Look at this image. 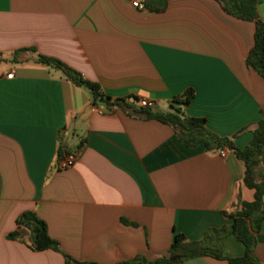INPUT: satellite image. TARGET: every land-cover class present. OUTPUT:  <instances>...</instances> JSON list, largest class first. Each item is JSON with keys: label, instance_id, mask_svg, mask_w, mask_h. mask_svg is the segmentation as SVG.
Listing matches in <instances>:
<instances>
[{"label": "crops", "instance_id": "obj_1", "mask_svg": "<svg viewBox=\"0 0 264 264\" xmlns=\"http://www.w3.org/2000/svg\"><path fill=\"white\" fill-rule=\"evenodd\" d=\"M132 1L144 0H0V264H64L63 255L153 261L167 256L176 234L199 242L232 223L223 213L238 198L252 201L244 164L229 150L185 148L169 125L93 105L86 90L37 63V55L59 60L112 100L135 99L136 109L147 100L169 112L192 90L181 113L244 149L264 108V81L245 65L254 24L214 0H167L158 13ZM257 14L264 21V0ZM19 50L34 52L14 57ZM72 152L74 164L58 168ZM25 212L45 223L61 253L32 250L25 228L23 241L7 237ZM220 248L226 258L244 253L233 235ZM254 256L264 264V221Z\"/></svg>", "mask_w": 264, "mask_h": 264}, {"label": "trees", "instance_id": "obj_2", "mask_svg": "<svg viewBox=\"0 0 264 264\" xmlns=\"http://www.w3.org/2000/svg\"><path fill=\"white\" fill-rule=\"evenodd\" d=\"M222 11L237 20L251 22L254 24L253 46L249 50L245 65L254 71L264 81V21L258 18L257 6L262 0H214ZM167 0H144L143 7L149 12H162L166 8ZM25 51L19 50L13 53L16 57ZM38 64L59 71L62 76L75 86L86 90L91 97L92 104H104V106L131 110L134 114L150 120L169 125L174 130L178 143L185 148H194L202 145L205 152H216L227 149L244 164V186L252 190L253 199L245 202L237 199L234 210L223 214L232 219L228 226L219 229H208L199 242H186L185 237L176 234L168 249L166 257L148 261L142 257L119 264H179L197 257H210L215 260L226 261L227 264H263L254 256L256 247V234L259 233L264 221L263 197H264V108L260 110V118L252 131V139L242 150H238L230 139L220 138L206 127L202 118H191L181 113V106H186L193 97L192 90L185 91L181 96L173 99L172 104L178 103L180 107L173 112H160L147 108H135L133 102L127 99H114L106 96L99 84L85 79L79 72L73 70L59 60L37 55ZM81 145V144H80ZM79 145V147H80ZM75 153V152H72ZM17 229L7 237L11 240L23 241L24 228L33 232L35 240L31 249L37 252L52 250L61 253L58 244L52 240L47 233L45 223L33 212H25L17 219ZM228 235L244 247L241 257L226 258L220 248V240ZM64 256V264H96L92 262H78L70 257Z\"/></svg>", "mask_w": 264, "mask_h": 264}, {"label": "built area", "instance_id": "obj_3", "mask_svg": "<svg viewBox=\"0 0 264 264\" xmlns=\"http://www.w3.org/2000/svg\"><path fill=\"white\" fill-rule=\"evenodd\" d=\"M131 6L139 11L144 10V7L142 4L136 2V1H132L131 2ZM140 107L142 108H147V109H152L154 107V104L151 101H147V100H141L139 102ZM219 156L220 157H224L225 156V150H219ZM76 160V154L75 153H66L63 154L58 162V168L60 169H66L71 167L74 162Z\"/></svg>", "mask_w": 264, "mask_h": 264}, {"label": "water", "instance_id": "obj_4", "mask_svg": "<svg viewBox=\"0 0 264 264\" xmlns=\"http://www.w3.org/2000/svg\"><path fill=\"white\" fill-rule=\"evenodd\" d=\"M169 112H172L171 110Z\"/></svg>", "mask_w": 264, "mask_h": 264}]
</instances>
